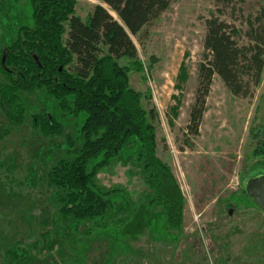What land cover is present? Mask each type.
<instances>
[{
	"label": "rangeland",
	"instance_id": "374dc122",
	"mask_svg": "<svg viewBox=\"0 0 264 264\" xmlns=\"http://www.w3.org/2000/svg\"><path fill=\"white\" fill-rule=\"evenodd\" d=\"M231 2L224 6L216 0H173L158 19L132 35L139 56L135 63L141 69H131L130 85L143 95V106L158 113L156 152L172 169L185 198L182 231H166L160 213L147 207L124 229L92 236L72 234L69 222L54 227L55 188L48 186L46 174L64 156L65 137H43L33 126L31 113L46 109L73 135L86 114L64 120L56 101L40 89L22 94L27 121L0 141V264H6L8 246L18 242L31 246L46 229L58 239L66 232L68 247L60 239L56 252L42 251L32 264H264V209L252 190L263 174L257 164L264 160L260 152L264 73L260 85H253L252 95L246 97L233 95L215 75L199 134L188 128L199 64L204 61L205 20L216 13L247 29L245 18L263 4L262 0ZM99 3L75 0V12L86 19ZM22 24H33L30 0H0V62ZM131 61L124 58L119 65L132 66ZM0 81H5L1 70ZM1 124L10 126L0 108ZM136 148L133 138L124 150L131 154ZM98 177L101 184L123 185L130 191L145 186L121 165Z\"/></svg>",
	"mask_w": 264,
	"mask_h": 264
},
{
	"label": "trees",
	"instance_id": "16d2710c",
	"mask_svg": "<svg viewBox=\"0 0 264 264\" xmlns=\"http://www.w3.org/2000/svg\"><path fill=\"white\" fill-rule=\"evenodd\" d=\"M216 1L226 6L233 0ZM101 2L83 19L75 12V0H30L33 24L20 25L16 40L7 46L6 67L0 62L5 77L0 81V108L10 124L0 125V141L27 121L22 94L44 89L64 120L86 114L73 135L46 109L31 113L32 124L43 137H65L64 156L46 174L48 186L55 188L54 227L69 222L72 234L92 236L124 229L147 207L160 213L166 231L180 233L185 198L172 169L156 152L158 113L154 108L147 110L141 92L130 85L131 69H141L135 63L139 56L132 35L158 19L173 0ZM262 2L256 14L245 18L247 29L216 13L205 20L204 61L199 64L197 98L188 124L193 134H199L215 75L235 96L252 95L253 85H260L264 73ZM124 58L132 60V66H120ZM133 138L137 148L126 153L125 146ZM261 146L264 149V141ZM120 165L127 175L143 181L141 191L100 183L99 173ZM257 165L264 173V160ZM62 233L60 239L67 246V234ZM39 236L31 246L21 242L8 246L6 264H32L42 251H57L60 239L52 229L40 231Z\"/></svg>",
	"mask_w": 264,
	"mask_h": 264
},
{
	"label": "water",
	"instance_id": "95a60500",
	"mask_svg": "<svg viewBox=\"0 0 264 264\" xmlns=\"http://www.w3.org/2000/svg\"><path fill=\"white\" fill-rule=\"evenodd\" d=\"M8 54L9 49H5L1 60L3 67H6ZM252 190L255 201L264 209V173L255 181ZM229 213L231 214L232 212L230 211Z\"/></svg>",
	"mask_w": 264,
	"mask_h": 264
}]
</instances>
